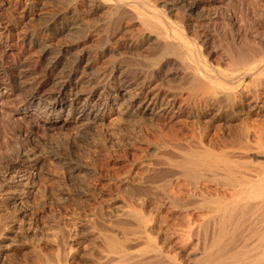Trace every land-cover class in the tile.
I'll use <instances>...</instances> for the list:
<instances>
[{"label": "rangeland", "instance_id": "rangeland-1", "mask_svg": "<svg viewBox=\"0 0 264 264\" xmlns=\"http://www.w3.org/2000/svg\"><path fill=\"white\" fill-rule=\"evenodd\" d=\"M165 1L138 0V14L113 9V0L102 8L98 0H0V34H10L0 50L4 65L13 59L5 56L8 44H14V59L30 60L40 72L54 67L53 76L84 56L81 67L90 61L97 73L107 75L116 65L130 76L146 75L152 93L161 91L177 102L146 114L139 104L109 111L95 107L93 113L103 119L82 122L69 103L57 115L34 113V107L24 114L28 91L5 97L1 263L189 264L182 235L201 218L212 222V204L188 196L190 181L180 166L185 152L227 155L244 168L240 186L204 180L208 196H217L214 207L262 178L264 154L240 149L232 137L264 132V84L254 86L247 77L248 88L234 103L220 94L203 93L198 100L185 89L190 72L176 57H160L161 47L146 40L140 21L156 14L169 33L182 31L177 37L192 48L195 41L208 40L209 59L195 63L218 78L232 70L231 49L261 55L254 66H264V0H172L170 6ZM102 90L95 89L94 99Z\"/></svg>", "mask_w": 264, "mask_h": 264}, {"label": "bare ground", "instance_id": "bare-ground-1", "mask_svg": "<svg viewBox=\"0 0 264 264\" xmlns=\"http://www.w3.org/2000/svg\"><path fill=\"white\" fill-rule=\"evenodd\" d=\"M137 1L113 0L110 7L141 14L137 10ZM212 2L223 3V0H212ZM108 3L107 0H98V6L101 8L109 5ZM173 3L172 0L165 1L166 6ZM80 4L82 10L83 4ZM197 7V5L193 6L192 10ZM140 22L142 32L147 34L146 40L154 41L161 47L160 57L174 56L182 62V70L190 72L191 78L189 77L188 83H185L187 86L185 89L198 100H200V94L208 93L207 95L220 94L222 98L234 103L242 95V90L248 88L247 77L252 78L254 86L259 83L264 84V66H254V63L261 59V55L241 51V48H236V51L233 52L230 48L231 51L228 53H230V69L232 70L229 71L230 74L219 72L218 76L223 79L219 80V77L211 76L209 70L195 63V58L204 57L205 59L207 57L204 53L209 45L207 39H205L207 41H195L194 48H192L177 37V35L184 36L182 31H177L175 34L169 33L156 14L142 15ZM9 36L10 34L6 32L0 34V50L2 41L9 39ZM22 41L24 44L25 39ZM13 46L14 44H8L5 50L6 57H13L8 62L10 64L4 65L0 60V104L7 96L12 98L18 96L20 92L28 91L26 102L21 110L24 114L29 108L34 107V113L57 115L64 110L65 104L69 103L71 109L78 110L79 119L83 122L103 119L102 114L100 116L99 113H93L95 107L109 111V108L110 110L129 109L135 104H139L141 113L146 114L171 109L177 104L175 99L167 101L164 94L162 97L161 91L152 93L150 90L152 88L149 87L150 82L147 84L144 78L146 75L143 77L140 74L130 76L128 72L116 65L107 75L97 73L94 72L95 64L93 62L89 61L84 67H81L79 61L84 56L80 58L81 56L78 55L79 57L72 67L53 76L54 67L40 72L37 65L30 64V60L14 59ZM52 77L54 78L52 79ZM41 79L43 80L40 81ZM73 80L76 81L72 83ZM49 84L51 87H47ZM98 86H103V90L94 99L95 89ZM197 95L199 96L197 97ZM82 97H84L82 105L77 107V101ZM111 99L112 103L109 104ZM210 102L212 104V101ZM213 103L215 102L213 101ZM209 107L211 108V106ZM232 138H234L232 141L235 140L240 149L253 147L258 153L264 154V132L262 130L245 131L241 134L237 132ZM226 156L215 155L202 149L199 151L188 150L184 154L180 166L184 168L188 181H190L187 189L188 196L198 198L201 202L209 199L207 204H212L210 207L208 206L212 222L201 218L196 221L197 223L195 222L196 227L193 228L189 225L187 231L182 235V247L185 248L187 256L191 259L189 264H264V171H262V178L252 182L250 188L240 189L228 203L222 202V204L217 201V207L213 205L216 203L217 196H208L207 190L202 187V183L207 179H211L215 184L219 183L225 186L242 185L239 174L243 172L244 168ZM211 229L212 235L209 238ZM200 247H202L201 252H199ZM0 264L4 263L0 261Z\"/></svg>", "mask_w": 264, "mask_h": 264}]
</instances>
